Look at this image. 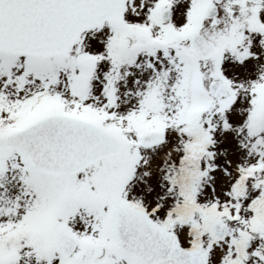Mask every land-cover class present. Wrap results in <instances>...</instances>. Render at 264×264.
<instances>
[{
  "label": "snow or ice",
  "instance_id": "obj_1",
  "mask_svg": "<svg viewBox=\"0 0 264 264\" xmlns=\"http://www.w3.org/2000/svg\"><path fill=\"white\" fill-rule=\"evenodd\" d=\"M0 264H264V0H0Z\"/></svg>",
  "mask_w": 264,
  "mask_h": 264
}]
</instances>
